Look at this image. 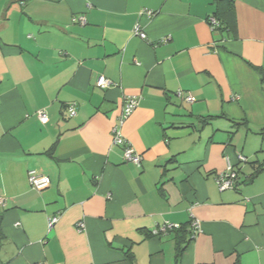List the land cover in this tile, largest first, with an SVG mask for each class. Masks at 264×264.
Returning a JSON list of instances; mask_svg holds the SVG:
<instances>
[{
  "label": "crops",
  "instance_id": "1",
  "mask_svg": "<svg viewBox=\"0 0 264 264\" xmlns=\"http://www.w3.org/2000/svg\"><path fill=\"white\" fill-rule=\"evenodd\" d=\"M218 7L0 0V264H175L176 232L153 234L166 222L187 228L179 264H264V171L249 182L264 166V0ZM127 98L140 167L112 143ZM227 158L238 179L221 192Z\"/></svg>",
  "mask_w": 264,
  "mask_h": 264
},
{
  "label": "built area",
  "instance_id": "2",
  "mask_svg": "<svg viewBox=\"0 0 264 264\" xmlns=\"http://www.w3.org/2000/svg\"><path fill=\"white\" fill-rule=\"evenodd\" d=\"M143 14H146L151 17L155 16V13L151 11L143 12ZM76 21H78L82 25H84L86 22L83 17L79 18ZM209 25L213 31L216 30L219 27V22L217 18H210ZM133 32L135 36H138L139 38L143 40H147V35L145 34L144 31H142L139 25L135 26ZM111 85H112L111 82L103 76H101L97 81V86L102 89H107ZM177 95L183 101H186L187 103H193V97L190 94L185 93L183 91H179ZM137 106H138V103L136 99L134 98L125 99L123 108L120 113L118 124L115 125L112 129V143L114 146L123 148V158L127 163H131L135 166L140 167L143 161L142 155L135 151L132 144L127 141V139L125 138L122 132V128L125 122L133 114ZM68 111L71 117H75L76 116V105L75 104L70 105L68 107ZM38 118L43 124H46L49 121L48 116L43 111L38 112ZM226 161H227V170L223 173H220L217 176V185L221 192H224L226 190L235 189V183L237 180V171L235 170L234 165L232 164L230 158H227ZM238 161L240 163H246L247 158L239 153ZM29 183L34 190L43 191L44 189L49 187L50 179L46 176L39 174L36 171H31L29 172ZM3 203H4V200L0 197V204H3ZM191 218H192V221L190 223V231H191L192 237L194 238L200 232L201 227H200L199 220L194 217V214H191ZM57 222H58L57 217L50 219L49 229H52ZM79 228L82 229L83 224H79ZM179 228H180V225L178 224H172V223L166 222L162 224L161 226H159L156 230H154L153 234L155 236H165L168 233L172 232L173 230H177Z\"/></svg>",
  "mask_w": 264,
  "mask_h": 264
},
{
  "label": "trees",
  "instance_id": "3",
  "mask_svg": "<svg viewBox=\"0 0 264 264\" xmlns=\"http://www.w3.org/2000/svg\"><path fill=\"white\" fill-rule=\"evenodd\" d=\"M215 1H216L217 5L219 6L218 9L221 10V11L224 10V9H230L232 7V5H233V2H234V0H215ZM221 4H225V6L221 7ZM215 17L217 18V16H215ZM217 19H218V22H219L220 19L219 18H217ZM219 25H220V22H219ZM262 81L264 83V78L262 79ZM236 125L239 126V124H236ZM261 135L264 136V129L262 130ZM247 162H248V160H247ZM262 171H264V166L260 165L255 170V172L250 176L249 182H252L258 175H260L262 173ZM237 179H238V173H237ZM172 232H176V234H177V236L179 238V240H178L179 243L177 244V254H176V263H175V264H179L182 252L185 250L186 245L188 244V242L190 240L188 239V232H187L186 226H180L179 229L173 230Z\"/></svg>",
  "mask_w": 264,
  "mask_h": 264
}]
</instances>
